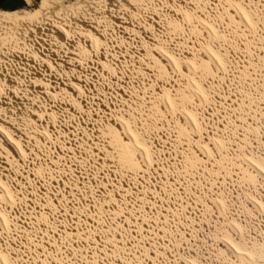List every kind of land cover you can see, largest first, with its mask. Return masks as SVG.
I'll return each instance as SVG.
<instances>
[{"label":"bare ground","instance_id":"obj_1","mask_svg":"<svg viewBox=\"0 0 264 264\" xmlns=\"http://www.w3.org/2000/svg\"><path fill=\"white\" fill-rule=\"evenodd\" d=\"M25 1L0 15V264H158L161 254L204 264L174 234L184 224L186 239V224L198 226L191 209L239 197L264 209L251 183L234 189L247 176L264 186L253 143L264 129V28H255L264 0ZM169 33L184 37L180 47ZM117 148L125 168L127 156L189 183L180 218L167 180L148 179L147 191L162 196L149 206L163 205L158 238L146 221L154 213L128 198L137 190L106 172ZM231 213L211 234L205 227L208 237L245 264H264V227L248 244L233 231L245 228L244 213ZM141 235L153 239L148 256L133 247Z\"/></svg>","mask_w":264,"mask_h":264},{"label":"rangeland","instance_id":"obj_2","mask_svg":"<svg viewBox=\"0 0 264 264\" xmlns=\"http://www.w3.org/2000/svg\"><path fill=\"white\" fill-rule=\"evenodd\" d=\"M39 1L40 0H34V3L35 4H38L39 3ZM70 1V0H69ZM71 1H76V0H71ZM83 2H84V0H83ZM263 6H264V3H263ZM25 7H27V3H26V1L25 0H0V14H2V13H6V12H10V11H13V10H15V9H22V8H25ZM254 9V8H253ZM262 14V16H263V12L262 11H255V15H257V14ZM263 21V22H262ZM259 23L255 26V28L256 29H260V31L262 30L261 28H264V16H263V18H261L259 21H258ZM263 23V24H262ZM262 26V27H261ZM254 28V29H255ZM160 29H162V31L164 30L163 28H160ZM251 29V28H250ZM252 31H253V29H252ZM255 32V31H254ZM173 33H169V34H167L168 36H170L169 38L171 39V37H172V41L170 40V42H172L173 43V45H175V46H177V47H180V46H178V44L179 43H177L179 40L178 39H180L181 41H184V37L183 36H181V35H172ZM177 39L176 41L175 40H173V39H175V38ZM221 38V40L223 39L222 37H220ZM251 46H253V44L251 43L250 44ZM258 48H256V51H258V52H262V54L264 55V50H262V49H264V47H262L261 48V50H257ZM242 50H244L243 48L240 50V52L242 51ZM239 55H240V53H239ZM243 55H249V54H246V52L245 53H243L242 54V56ZM252 68H254V67H252ZM251 70V69H250ZM246 71V70H245ZM249 71V70H248ZM262 71H263V69H262ZM263 74H264V72H262ZM244 74H245V72H244ZM250 76H251V74H247V76H246V78H250ZM231 77H233V75L231 76ZM244 77V76H243ZM236 81H239V79L237 78L236 79ZM211 105V104H210ZM264 107V106H263ZM263 110H264V108H263ZM153 113H154V111L153 112H151V113H148V115H145V117H144V121H145V124L146 123H148L147 121H149L148 119H150L149 118V116H150V114H151V116L153 115ZM147 116V117H146ZM143 118V117H142ZM143 121V120H142ZM151 121V120H150ZM153 121V120H152ZM166 122V121H165ZM168 123V122H167ZM262 131H261V130ZM260 129H258L257 131H256V129H254L253 130V132L255 133V136H254V142L253 143H255V147H256V151H259L258 149L260 148H262L261 149V151L263 152V154H264V138L262 139V140H260L261 139V137L264 135V129L263 128H260ZM147 130V129H146ZM149 130H151L150 128H149ZM149 130H147L148 132H150ZM157 131V130H156ZM256 131V132H255ZM258 131H259V135L257 134L258 133ZM146 132V131H145ZM152 132H154L153 130H152ZM263 132V133H262ZM151 133V132H150ZM158 133V132H157ZM261 133V134H260ZM256 136H257V138H256ZM161 137H163L164 138V136L162 135ZM165 139V138H164ZM154 143V142H153ZM177 146V144H171V146L169 147V146H167V148L169 149V150H171V149H173V148H177L176 147ZM162 147H164L165 148V146H162ZM253 148L254 147H252V151H254L253 152V154L255 155L256 154V152H255V150H253ZM117 151H118V153L117 154H120V155H118L119 156V159L120 160H118V158H115V156L114 155H110L109 156V158L108 157H106V161L107 162H110V163H107V164H111V161L112 162H116V164H118L117 166H116V168H113V166H111V168H110V166L108 167V171H106L107 173L109 172V173H112V175H114L115 176V178L119 181V182H127V183H131L132 184V188H134V189H136L137 190V192H132V196L131 195H129V197L128 198H132L131 200L135 203V202H137V203H135L136 204V206L138 205V206H140L143 210H145L146 208L148 209V213H154V220L152 219L151 221L150 220H146L148 223L147 224H151L149 227H151L152 226V229H151V231H150V229L148 230V231H150L151 233L153 232H155L156 230H157V226H156V215H157V213H158V211L156 210V209H160V207H162V206H158V208H150L151 206H150V203L152 204L153 202L155 203V201L157 202H162V196H161V194L160 193H157V192H151V189L149 190V191H147L148 190V182H149V178H151V180H152V178L153 179H157V178H159V177H161V178H163V179H166L167 180V185L168 186H170V188L168 189L169 190V192L171 193V191L173 190V193L176 195L175 197H176V200L174 199V202H177L178 200H179V202H180V205H181V207H180V205H179V215H180V218L183 216V215H186V212H185V207L183 206V204H181V200H183V199H185L187 196L188 197H190L191 196V194L188 192V186L187 185H189V183L187 184L186 182L185 183H183V181L181 182V181H178L177 182V180L179 179V177H178V175H184V173L182 172V174H179V173H181V171H176V172H172V171H170V170H162V169H157V168H153L152 169V167H149V166H145V167H143V168H139V167H137L136 165H133L132 164V161H129L130 159L126 156H123V157H125L126 158V163H129L131 166H129V167H126L125 168V166L123 167L122 165H123V161L121 160V158H122V155H121V152H119L120 150H119V148H117L116 149ZM163 155H165L164 153H163ZM114 156V157H113ZM159 156V155H158ZM110 157H112V158H110ZM124 158V159H125ZM115 159H117L118 160V162H117V160H115ZM115 160V161H114ZM263 160V159H262ZM87 166H88V164L87 163H89L88 161L87 162H84ZM119 163H121V165L119 164ZM217 164H219V160H217V162H216ZM215 163V164H216ZM119 165H120V167H119ZM134 166H136L135 167V169H133L132 170V168H134ZM117 169H119V170H117ZM121 169V170H120ZM147 169V170H146ZM92 170V171H91ZM112 170V171H111ZM125 170V171H124ZM151 170V171H150ZM156 170H158V171H156ZM90 171L91 172H93V169H90ZM116 171V172H115ZM140 171V172H139ZM145 171H147V172H145ZM148 171H150V172H148ZM157 172V174H156V172ZM90 172V173H91ZM123 172V173H122ZM152 172H155V173H152ZM164 172V173H163ZM167 172V173H166ZM172 172V173H171ZM178 172V173H177ZM109 173H108V175H109ZM115 173V174H114ZM151 173V174H150ZM158 173L160 174V175H158ZM166 173V174H165ZM186 173H189V172H186ZM255 173H257V172H255ZM121 176H120V175ZM125 174V176H123ZM137 175V178H136V175ZM143 174H145V175H142ZM164 174H165V176H164ZM168 174V175H167ZM97 175V174H96ZM96 175H88V177L90 176V177H93V178H91L93 181H96L95 180V176ZM119 175V176H118ZM126 175H129L128 177H129V180L128 181H126L127 179V176ZM158 175V176H157ZM175 175V176H174ZM177 175V176H176ZM254 175H258V174H254ZM139 176V177H138ZM157 176V177H156ZM170 176V177H169ZM144 177V178H143ZM169 177V178H168ZM243 177H245V176H243ZM249 177H251V179L250 178H248V176L247 177H245L244 179L242 178H239L240 180H239V182H238V184L237 185H235V190H237V189H239L240 187H241V184L242 183H244L245 184V182H246V184L245 185H247V186H254L255 188L254 189H256V190H258V191H260L261 192V194L262 195H264L263 193H264V186H257L256 184H255V182L253 181L254 180V176L252 177V176H249ZM87 178V177H86ZM120 178V179H119ZM132 178V179H131ZM170 178H171V180H170ZM173 178H175V179H173ZM247 178V179H246ZM124 179V180H123ZM149 179V180H148ZM246 179V180H245ZM249 179H250V181H249ZM253 179V180H252ZM135 180V181H134ZM140 180V181H139ZM143 182H142V181ZM243 180V181H242ZM134 181V182H133ZM148 181V182H147ZM158 181V180H157ZM174 183H173V182ZM123 182V183H124ZM147 182V183H146ZM176 182V183H175ZM249 183H251L250 185H249ZM152 185H153V181H152V183H151ZM185 184H186V186H185ZM128 185V184H127ZM144 186V188H146L147 187V189L145 190V189H143V186ZM181 185V186H180ZM256 185V186H255ZM172 186V187H171ZM184 186H185V188H184ZM239 186V187H238ZM127 186H125V188H126ZM177 187V189L180 191L181 190V192H179L177 189L176 190H174V188H176ZM238 187V188H237ZM262 189H261V188ZM138 188V189H137ZM171 188H172V190H171ZM184 189H186V190H184ZM141 190V191H140ZM186 191V192H185ZM232 191V190H231ZM176 192V193H175ZM185 192V193H184ZM120 193V192H119ZM145 193V194H144ZM148 193V194H147ZM182 193V194H181ZM231 193V192H230ZM138 194H139V196H138ZM156 194V195H155ZM128 195V194H127ZM144 195V196H143ZM146 195V196H145ZM150 195V196H149ZM185 195H187V196H185ZM231 195V194H230ZM149 196V197H148ZM138 197H139V199H138ZM155 197V198H154ZM185 197V198H184ZM233 197V196H232ZM134 198V199H133ZM183 198V199H182ZM138 199V200H137ZM143 199V200H142ZM147 199H149V201L147 200ZM151 199H153V200H151ZM235 199V200H234ZM239 199V200H238ZM238 199H236V198H232V200H231V204L233 205H230V206H228V205H225V206H223L224 204H218V206L220 207H218L217 206V208H214V207H211V209L210 210H212V211H208L207 209H204L203 207H200V208H195L194 207V209H191L190 210V215H197L198 216V220H196V222H197V225L198 226H196V224H186V228L187 229H190L191 228V230H189V235L190 236H188V238L186 237V239H185V237H184V239H182L183 237V232H185L184 231V224H179V227H178V231H176L174 234L175 235H177L179 238H181V240H182V242L184 243V244H182V246H180L181 248H182V250H183V252H184V254H186L187 256H193V257H197L199 260H202L203 261V263L204 264H240V262H241V264H245L246 263V259H244L243 257H240L239 255H237V256H239V257H237L236 255H235V252L233 253V251H231V249L229 250H227V248H225V249H218L219 247L217 246V245H215L214 244V242H212L213 240V238H212V236H210V237H208V234L210 233H212L211 231L214 229V231H215V229H218V228H220L219 226L221 225V222H223V223H225V218H227V216H229V214L233 211V212H235L236 214H239V215H242L243 213V215H244V219H245V221H246V225H245V228H243L244 226H242V227H233V231L239 236V237H241L242 238V240L243 241H248L247 243L248 244H251V245H253L254 244V242H252V241H254L255 239V237L257 236L256 234H260V236L262 235V229H263V227H264V209H259L258 207H256L257 209H255L254 207H252V203H250V202H247V203H243L244 201H242L241 200V198L239 197ZM136 200V201H135ZM141 200V201H140ZM146 200V202L144 203V201ZM152 202H151V201ZM238 200V201H237ZM249 200V199H248ZM233 201V202H232ZM148 202V203H147ZM241 202V203H240ZM141 203V204H140ZM178 203V202H177ZM142 204H145V205H143V206H141ZM157 204V203H156ZM248 207H247V206ZM146 206V207H145ZM150 206V207H149ZM145 207V208H144ZM227 207V208H226ZM181 208V209H180ZM229 208V209H228ZM254 208V209H253ZM146 209V210H147ZM153 209H155V210H153ZM221 209V210H220ZM149 210H151V211H149ZM198 210H200V212L198 211ZM157 211V212H156ZM164 210H161L160 212L163 214L164 212H163ZM194 211H196V212H194ZM202 211V212H201ZM224 211V212H223ZM241 211V212H240ZM255 211V212H254ZM156 212V213H155ZM237 212H239V213H237ZM257 212V213H256ZM183 213V214H182ZM202 213V214H201ZM207 213V214H206ZM250 213V214H249ZM206 214V215H205ZM223 214V215H222ZM225 214V215H224ZM232 214V213H231ZM252 215H253V217H252ZM211 216V217H210ZM219 216V217H218ZM260 216V217H259ZM194 217V216H193ZM225 217V218H224ZM249 217H250V219H249ZM200 218H202V219H200ZM222 218V219H221ZM256 218V219H255ZM194 219V218H193ZM260 219V220H259ZM200 220V221H199ZM255 220V221H254ZM154 221V222H153ZM181 221V220H180ZM198 221H199V223H198ZM203 221V222H202ZM151 222V223H150ZM211 222V223H210ZM217 222H218V224H217ZM201 223V224H200ZM210 223V224H209ZM213 223V224H212ZM258 223V224H257ZM153 224V225H152ZM215 224V225H214ZM252 226H251V225ZM183 225V226H182ZM209 225V226H208ZM212 225V226H211ZM190 226V227H189ZM194 226V227H193ZM195 226H196V228H195ZM204 226V227H203ZM207 226V227H206ZM205 227H206V229H208V231L209 230H211V231H209V233H208V231H206V230H204L205 229ZM212 227V228H211ZM256 227V228H255ZM182 228V229H181ZM185 228V229H186ZM194 228H195V230H194ZM234 228H236V229H234ZM137 229H139V230H141L139 227H137ZM202 229V230H201ZM240 229H243L242 231L240 230ZM247 229V230H246ZM138 230V231H139ZM176 230H177V227H176ZM195 231V232H194ZM205 231V232H204ZM232 231V230H231ZM240 231L242 232V233H240ZM141 234H142V232L141 231H139ZM192 232H194V233H192ZM150 233V234H151ZM152 233V234H153ZM238 233H240V234H238ZM155 234V237H159V236H157L158 235V233L157 232H155L154 233ZM193 234V235H192ZM231 234V233H230ZM243 234V235H242ZM246 234V235H245ZM144 235V234H143ZM249 235V236H248ZM252 235V236H251ZM254 235V236H253ZM110 236V235H109ZM144 237V236H143ZM148 237H150V236H148ZM244 237V238H243ZM251 237H252V239H251ZM142 235H141V237H140V239L139 240H141V242L143 241L142 239ZM190 238V239H189ZM206 238H207V240H206ZM108 239H110V237H108ZM151 240H153L152 238H150ZM151 240H149L150 242H146V241H143L142 242V244H141V242L140 243H137V245L136 244H134L133 245V247L135 248V247H140L139 248V253H141V254H144V255H147V251H148V249L145 251L144 250V245H146L145 243H149V245H151L152 244V242H151ZM186 240V241H185ZM199 240V241H198ZM212 240V241H211ZM109 241V240H108ZM201 241V242H200ZM186 243V244H185ZM115 244V243H114ZM153 245V244H152ZM206 246V247H205ZM130 247H131V245H130ZM183 247H185V248H183ZM143 248V249H142ZM221 250V251H220ZM223 250V251H222ZM188 251V252H187ZM214 251V252H213ZM225 252V253H224ZM226 252H228V253H226ZM136 253V252H135ZM154 254V252H151V260H152V255ZM216 254V255H215ZM232 255V256H231ZM148 256V255H147ZM164 256V257H163ZM174 256H178L177 254L176 255H174ZM236 256V257H235ZM157 257V258H156ZM160 257H162V258H160ZM211 257V258H210ZM156 258V259H155ZM155 258H153L154 259V261L156 260V263H157V261H158V264H181V263H183V262H177V261H172L171 262V260H169L170 258H168V256H166V254H161V255H156L155 256ZM168 258V259H167ZM228 258V259H227ZM238 258V259H237ZM239 258H240V261H239ZM241 258H243V259H241ZM264 258V257H263ZM158 259H160V260H158ZM169 261H167V260ZM179 259V258H178ZM164 260V261H163ZM242 260V261H241ZM244 260V261H243ZM163 263H162V262ZM166 261H167V263H166ZM224 261V262H223ZM237 261V262H236ZM210 262V263H209Z\"/></svg>","mask_w":264,"mask_h":264},{"label":"trees","instance_id":"obj_3","mask_svg":"<svg viewBox=\"0 0 264 264\" xmlns=\"http://www.w3.org/2000/svg\"><path fill=\"white\" fill-rule=\"evenodd\" d=\"M1 15V14H0Z\"/></svg>","mask_w":264,"mask_h":264}]
</instances>
